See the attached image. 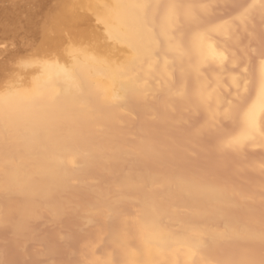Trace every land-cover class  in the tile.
Returning <instances> with one entry per match:
<instances>
[{"label":"bare ground","instance_id":"bare-ground-1","mask_svg":"<svg viewBox=\"0 0 264 264\" xmlns=\"http://www.w3.org/2000/svg\"><path fill=\"white\" fill-rule=\"evenodd\" d=\"M57 3L72 35L43 21L52 61L0 99L8 242L44 257L35 225L70 241L75 221L47 264H264V51L233 52L202 0Z\"/></svg>","mask_w":264,"mask_h":264},{"label":"rangeland","instance_id":"rangeland-1","mask_svg":"<svg viewBox=\"0 0 264 264\" xmlns=\"http://www.w3.org/2000/svg\"><path fill=\"white\" fill-rule=\"evenodd\" d=\"M60 1L61 0H0V99L1 97L5 96V93H8L7 91L10 87L17 86L19 80L22 81L24 77L26 78L27 73L35 69L37 62L42 60L50 62L52 61L47 57L46 53H43L44 47H42L41 44L43 42L42 31L43 29H47L49 27L51 21L53 22L52 24H57L58 20L57 17L55 18V16H57V13H59L60 11L56 10V6L58 5L57 2ZM202 2L203 4H206L209 9L219 13V16L211 19V21L225 20L231 22L233 35L238 36L235 45H231L229 47L233 52H235L236 54H247L248 52L259 53L264 51V40H262L264 38L261 37L264 36V13H262V11L260 10V5L257 0H223L215 2L211 0H202ZM53 11L55 12L53 14L54 18H48L49 12L52 16ZM45 15L47 16V19L44 17ZM239 15L242 17L241 19L238 18ZM70 19L65 18L62 20L65 22L66 20H68L66 23L58 21V25L61 24L59 29L61 31H64L60 34H64L66 31V35L61 36L72 35L71 33L74 28L71 25L73 23L68 24V22H70ZM48 20L51 21L48 22ZM27 21H30L28 23L29 25L27 24ZM43 21H47L46 23L48 24V27L46 25L44 27V24L46 23H44ZM41 24H43V26ZM40 25L43 28H41ZM58 25L55 26L57 27ZM67 31L69 33L68 35ZM251 65H254V63L251 62ZM238 92L239 90H237L236 94L239 95ZM232 155L233 154L230 155V161H228L227 163L228 167L227 165L225 166L226 174H229V172H231L233 166L238 161L236 157ZM253 158L254 154H251L249 156V159ZM206 162V165L209 166L210 161L208 160ZM246 174L250 177L254 176L248 172H246ZM39 225L40 224L35 225L37 226V230H39L38 233L42 234L43 239L50 246L48 255L44 256L45 258L36 257L34 255V252L39 247H41L35 241H28V246L25 244L26 246L24 245L22 247H15L13 244L8 242V233L7 235L6 233H4L6 230H1L0 241L5 242L4 244H1V254L5 262L7 261L8 264H10V262L11 264H47V262L49 261L58 262V259L63 262V260H68V258H65L68 255V251L77 249L79 245L78 243H80L81 238L83 237L82 233H78L77 229H75V227L77 228L78 225V223L75 221H71L67 224L69 232L68 236L70 237V241H60L58 239L56 240V235H54L56 234V226L55 228H44ZM36 228L34 227V229ZM77 233L79 234V237ZM45 235L47 237H53L52 241H50V237L47 238ZM53 240H56L57 242H53ZM58 243L60 244L59 246H63L60 248V252L58 249L59 247H57ZM64 247H67L66 250ZM62 252H64V256L66 255L65 257L62 255ZM27 253H29V255ZM259 254H264V248H261ZM31 261L36 262L32 263ZM62 262L60 263L65 264L68 261H64V263Z\"/></svg>","mask_w":264,"mask_h":264}]
</instances>
